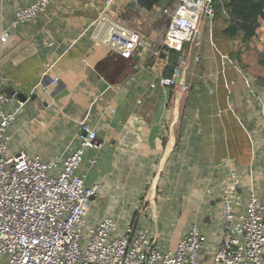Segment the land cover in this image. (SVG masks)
I'll return each mask as SVG.
<instances>
[{"label":"crops","instance_id":"1","mask_svg":"<svg viewBox=\"0 0 264 264\" xmlns=\"http://www.w3.org/2000/svg\"><path fill=\"white\" fill-rule=\"evenodd\" d=\"M33 1L0 0V32L8 31L0 42V88L8 95L4 109L19 108L7 128L8 155L66 157L79 145L78 121L85 119L97 146L84 149L75 173L101 188L84 234L110 217L112 237L132 226L156 249L174 251L197 224L204 236L199 264H214L220 200L231 185L241 200L239 220L251 192L264 205V25L244 41L222 33L223 17L205 23L199 38L208 43L201 53L197 47L199 60L193 53L187 59L190 90L173 99L155 83L172 70L166 64L174 54L163 47L159 9L178 0H112L104 11L107 0H53L33 21L12 26L16 11ZM110 10L142 34L130 58L92 36V24Z\"/></svg>","mask_w":264,"mask_h":264},{"label":"built area","instance_id":"2","mask_svg":"<svg viewBox=\"0 0 264 264\" xmlns=\"http://www.w3.org/2000/svg\"><path fill=\"white\" fill-rule=\"evenodd\" d=\"M52 1L34 0L18 9L12 26L33 21ZM111 1H106L103 11ZM159 11L166 21L163 47L167 52H177V60L170 75L159 77L155 85L188 91V55L202 32V20L209 27L213 25L214 0H178L173 7L165 6ZM92 25V36L123 58H130L142 46L141 32L130 28L112 10L103 12ZM7 34L8 31L0 32V42L6 41ZM46 44L52 45L50 41ZM194 55L199 60L198 48ZM57 80L55 77L52 83ZM7 101V93L0 88V256H7L6 264H199L204 236L197 224L191 225L174 251L156 249L143 230L134 233L132 226L123 235L112 237L116 222L110 217L88 228L85 235L89 204L101 185L86 186L75 171L84 149L97 146L95 130L85 119L79 120L80 143L66 157L56 154L44 161L25 151L9 156L7 128L19 108L6 111ZM58 168L56 174L52 173ZM240 204L232 184L220 200L222 237L214 264H263L264 205L251 192L239 220Z\"/></svg>","mask_w":264,"mask_h":264},{"label":"trees","instance_id":"3","mask_svg":"<svg viewBox=\"0 0 264 264\" xmlns=\"http://www.w3.org/2000/svg\"><path fill=\"white\" fill-rule=\"evenodd\" d=\"M216 12L225 20L226 26L222 30L224 35L234 37L242 34L243 40L247 41L256 35L261 21H264V0H214L213 20ZM171 52L177 60V52Z\"/></svg>","mask_w":264,"mask_h":264},{"label":"rangeland","instance_id":"4","mask_svg":"<svg viewBox=\"0 0 264 264\" xmlns=\"http://www.w3.org/2000/svg\"><path fill=\"white\" fill-rule=\"evenodd\" d=\"M218 10L219 9L217 8L216 11H218ZM221 17L222 16L218 12H216L215 13V17H214V21L217 20V19H219V18H221ZM204 25H205V20L203 19L202 20V25H201V31H202V29H204V27H202ZM215 25H216V23H215ZM261 25H264V21H261L260 27H261ZM164 27H165V21L163 19H161L159 21V28L161 30H163ZM215 28H216V26H215ZM201 35H202V32H201V34L199 36H201ZM197 43H199V44H197ZM207 43H208L207 37H205L204 39H203V37L197 38L196 41H195V44H193V52L192 53L195 54V50H196L197 47L200 48V53H201V51H203V49L205 48V46L207 45ZM153 46H155V50H157L158 48H161L162 44L159 43V42H155V44H153ZM188 46H189V44L186 45V47H188ZM184 54H187V49L184 51ZM175 63H176V57L175 56H172V57L170 56L169 64H166V66L169 67V68H172V65H174ZM185 83L188 86V91H189L190 90V86L188 84V80L186 78V75H185ZM188 91H185L184 92L182 90H179L178 88H174V89H172V92H170L171 93V98L174 99L175 98V94L176 95L178 94V95L183 96Z\"/></svg>","mask_w":264,"mask_h":264},{"label":"water","instance_id":"5","mask_svg":"<svg viewBox=\"0 0 264 264\" xmlns=\"http://www.w3.org/2000/svg\"><path fill=\"white\" fill-rule=\"evenodd\" d=\"M20 97V99H22L23 101L27 99V97L25 95H23L22 93H19L18 95ZM85 134V133H84Z\"/></svg>","mask_w":264,"mask_h":264}]
</instances>
